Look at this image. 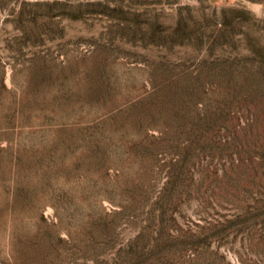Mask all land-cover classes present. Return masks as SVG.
<instances>
[{"label": "rangeland", "instance_id": "374dc122", "mask_svg": "<svg viewBox=\"0 0 264 264\" xmlns=\"http://www.w3.org/2000/svg\"><path fill=\"white\" fill-rule=\"evenodd\" d=\"M0 264H264V0H0Z\"/></svg>", "mask_w": 264, "mask_h": 264}]
</instances>
